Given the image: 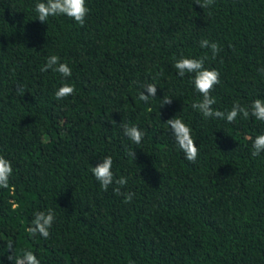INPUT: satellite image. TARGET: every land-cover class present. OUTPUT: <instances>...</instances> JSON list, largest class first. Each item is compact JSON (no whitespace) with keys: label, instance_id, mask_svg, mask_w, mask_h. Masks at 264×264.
Masks as SVG:
<instances>
[{"label":"trees","instance_id":"obj_1","mask_svg":"<svg viewBox=\"0 0 264 264\" xmlns=\"http://www.w3.org/2000/svg\"><path fill=\"white\" fill-rule=\"evenodd\" d=\"M39 2L0 0V155L13 168L0 188V264H13L10 242L41 264H264V152L251 154L264 122L204 118L191 107L202 99L193 74L174 67L181 56H208L204 67L221 80L215 110L264 99V0L205 9L195 0H86L83 26L66 15L40 22ZM202 39L221 46L215 59ZM50 55L69 64L70 78L41 71ZM65 83L75 93L57 100ZM149 83L157 92L145 103ZM174 117L192 129L194 163L166 124ZM125 124L145 133L140 144ZM109 155L114 178L128 179L120 191L135 194L130 203L91 172ZM48 210L50 237H32L35 213Z\"/></svg>","mask_w":264,"mask_h":264},{"label":"clouds","instance_id":"obj_2","mask_svg":"<svg viewBox=\"0 0 264 264\" xmlns=\"http://www.w3.org/2000/svg\"><path fill=\"white\" fill-rule=\"evenodd\" d=\"M214 0H195L196 5L205 9L212 6ZM35 11L38 14L37 19L46 23L49 17L58 15H66L72 18L79 25L83 26L86 21V17L90 9L86 5V0H44L35 5ZM201 48L210 49L211 58L215 59L219 52L222 50L221 46L217 42H210L208 39H202L200 42ZM208 56L205 55L201 58H189L181 56L174 63V67L180 77H184L185 74H193L192 83L195 90L202 96L199 102L192 103L191 107L199 111L204 118H220L225 119L228 123H233L238 117L248 119L254 117L256 120L264 122V99H254L247 107L242 106L239 102H233L231 110L227 112L215 110L213 105L216 104L215 98L211 95L216 85L221 83L220 73L218 70L212 68H205V61ZM52 70L59 73L62 77L70 78L72 76V70L68 63L61 62V58L58 55H50L47 58L46 63L41 67V71ZM143 91L139 93V99L145 103L150 98L156 97L157 86L155 84H146L143 86ZM18 94H24V89L17 88ZM75 93L73 85L65 83L55 92V98L61 100ZM147 93V94H145ZM171 103V99H165L163 104ZM162 104V105H163ZM166 124L171 130V134L178 145L179 149L184 153L185 159L190 162H195L199 155V148L195 144V140L192 137V129L181 119L174 117L169 119ZM124 135L136 144H140L144 138L145 133L140 130L136 125L129 126L127 124L122 125ZM252 156H259L264 152V134L257 135L252 141ZM133 158H135V152H130ZM113 158L105 156L103 162L95 167L91 168V172L95 179L99 182L102 190L107 191L110 185H118L113 190L117 195H123L125 197L124 202L130 203L133 199L134 193L127 192L122 193L121 188L127 185V177L121 176L120 178H114ZM13 174V168L11 161L0 155V188L9 187V179ZM55 220V214L52 210L47 212L39 211L35 213L31 226L27 228V232L35 237L39 234L44 239L50 237V229ZM8 248L12 251V254L8 256V259L13 264H41L40 260L32 251L25 250L22 256H16L13 248V244L10 242Z\"/></svg>","mask_w":264,"mask_h":264}]
</instances>
